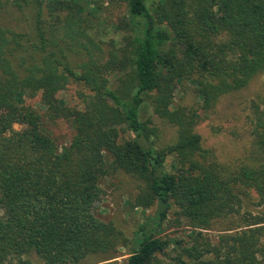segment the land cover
I'll list each match as a JSON object with an SVG mask.
<instances>
[{
	"label": "trees",
	"instance_id": "obj_1",
	"mask_svg": "<svg viewBox=\"0 0 264 264\" xmlns=\"http://www.w3.org/2000/svg\"><path fill=\"white\" fill-rule=\"evenodd\" d=\"M107 1L142 20L140 31L108 52L87 33L76 2L0 0V20L11 10L33 19L28 31L0 25V264H34L32 254L43 264H82L127 246L93 213L101 180L119 172L137 182L135 207L156 206L155 227L173 212L191 232L170 240L140 226L123 264H264V214L243 212L252 191L264 205V108L255 106L237 161H219L196 132L198 109L211 110L264 74V0ZM182 81L193 85L198 107L174 104ZM72 83L82 87L80 107L57 98ZM25 94L40 95L48 121L72 124L67 145L44 131ZM146 107L176 129L173 143L154 147L158 129L142 119ZM231 216L242 218L236 234L215 243L203 234Z\"/></svg>",
	"mask_w": 264,
	"mask_h": 264
},
{
	"label": "rangeland",
	"instance_id": "obj_2",
	"mask_svg": "<svg viewBox=\"0 0 264 264\" xmlns=\"http://www.w3.org/2000/svg\"><path fill=\"white\" fill-rule=\"evenodd\" d=\"M14 1V0H13ZM44 4L54 3L60 0H42ZM72 1L82 6L84 16L87 18V33L96 41L103 44L106 52L114 47L122 46L124 37L131 36L140 31L142 20L131 18L125 4H111L107 0H65ZM158 0L148 1L151 2ZM7 8V7H6ZM12 8V7H11ZM12 11L15 13L10 14ZM32 18L27 13H17L11 10L0 20V25L9 27L12 30L28 31V25ZM121 21L128 23L125 31L119 30ZM79 61L78 59H75ZM116 75H110L112 87H115ZM82 87L78 84H70L67 89L58 92L57 98L69 107H80L76 92ZM264 74H258L244 89L231 94L224 95L219 102L209 111L198 109L199 123L196 132L202 138L205 148L212 149L218 160L223 162L237 161L241 158L244 149L250 141V130L255 120V106L260 110L264 108ZM23 103L29 105L43 115L42 126L44 131L59 146L67 145L74 135L72 124L65 119L48 121L45 119V108L40 100V95L30 97L25 94L22 97ZM200 100L194 93L193 85L190 82L182 81L174 95V104L182 106L198 107ZM142 119L150 126L158 129L156 138H151L155 148L160 149L176 139V129L162 123L146 107L143 110ZM19 126H15L18 129ZM124 138L130 139L132 135L125 133ZM172 166V158H167L166 168ZM103 195L99 202L94 205V215L104 222H111L125 238L129 240L127 246L118 245L116 251L110 255H89L82 264H123L128 258L132 246L131 239L140 226H144L147 233L156 237L170 240H188L190 229L185 227L183 221L177 219L173 212L168 215L166 222L155 227L154 219L156 206L143 209L135 207L134 197L137 193V182L124 173H117L115 176L101 180ZM243 212H250L253 215L264 214V205L259 204V197L255 192L244 199ZM242 218L231 216L225 219H218L213 222L210 228L202 231L213 243L221 234H236L241 230ZM169 255L175 252L169 251ZM34 264H43L35 255L30 256Z\"/></svg>",
	"mask_w": 264,
	"mask_h": 264
}]
</instances>
